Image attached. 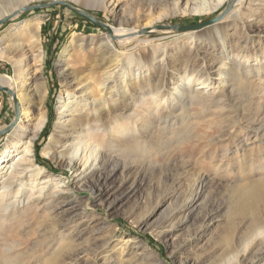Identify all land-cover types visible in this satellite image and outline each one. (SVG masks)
I'll return each instance as SVG.
<instances>
[{
    "label": "rangeland",
    "instance_id": "rangeland-1",
    "mask_svg": "<svg viewBox=\"0 0 264 264\" xmlns=\"http://www.w3.org/2000/svg\"><path fill=\"white\" fill-rule=\"evenodd\" d=\"M26 1L22 8L38 7L0 18V73L14 74L8 59L13 44L28 45L19 39L20 22L41 16L47 121L33 153L53 179L44 183V177L26 176L0 188V264H264V81L243 70L235 83L222 78L235 70L234 63L264 64V0H248L240 17L228 13L217 21L220 34L211 24L197 32L196 42L152 28L211 20L229 0L205 11L194 10L187 0L176 8L171 0L154 8L147 17L154 25L139 30L150 42L133 41L120 49L135 58L124 64L130 69L127 105H118L117 95L101 105L102 124L91 125L99 135L90 138L85 162L81 149L74 160L69 154L63 159L40 153L57 118L62 72H72L78 86L90 81L99 89L91 76L99 77L114 58L105 43L107 27H136L148 0H118L113 12L105 9L110 0ZM19 2L0 0V13ZM158 13L164 14L160 20ZM220 52L227 58H219ZM217 72L223 74L214 76ZM108 85L115 93L114 83ZM11 97L0 86L1 149L17 117ZM109 105L130 122L120 135L125 147L105 140ZM138 129L139 141L131 137ZM114 131L116 136L119 128ZM102 151L109 159L94 160ZM93 163L98 168L92 169Z\"/></svg>",
    "mask_w": 264,
    "mask_h": 264
},
{
    "label": "bare ground",
    "instance_id": "bare-ground-1",
    "mask_svg": "<svg viewBox=\"0 0 264 264\" xmlns=\"http://www.w3.org/2000/svg\"><path fill=\"white\" fill-rule=\"evenodd\" d=\"M19 1L20 2L18 4H12L13 6L10 5L11 7L6 8L3 12H1L0 18L7 14L13 15L17 13L23 7V5H25V2H27L26 0ZM166 1L168 0H148V5L146 6L148 7L147 14H143L142 16L138 17V23L136 27L115 28L111 26V28L108 30V34L106 35L107 39L105 43L108 49L113 52L114 58H109L105 62L107 65L101 71V73L99 72V77L97 75L91 76V78H93V84L98 83L99 89L91 88L92 83L90 81L81 83L78 86L75 83L76 81H78V79L76 77H72V72L65 73L61 71L63 78L62 89L60 92L61 96L56 112L57 118L52 131L47 137V141L45 142L40 151L41 155L50 156L51 158L64 159V157L69 154L70 158L74 160L78 156L77 154L79 149H81L79 153V158L83 160V162L89 159L90 154H88V149L86 150V146L90 138L99 135V131L93 130L91 128V125L92 123H94L93 125H95L96 127L98 123H101V121L103 120L104 106L101 107V105L109 101L112 102L113 95L119 96V101L117 103L118 105H122L123 107L127 105L125 94L129 86L128 78L130 74V69L124 66V64L130 65V63L134 62L135 58L133 54L121 52L120 49H123L125 46H127L133 41H138L140 43L143 42L146 44L150 42L148 38H141L143 37V34H140L139 30L154 25L152 21L147 20V17L152 14V10H154V8L160 7ZM180 1L181 0H171L172 5H174L175 8L178 7ZM225 1L226 0H187L186 5L191 4V7L194 10L205 11L212 10L224 3ZM246 2H248V0H235L232 6L233 8L229 12L228 17H240L242 14V7ZM118 5V0H110L108 1V4H106L105 9L108 12H113ZM157 15V19L159 20L162 19L164 16L163 13H158ZM40 22L41 16L39 15L20 22V30L18 34L19 39H27L28 45H24L20 42L14 43L12 46L13 48L10 52L11 55L7 54L8 59L14 66V74L7 75L0 73V86L7 88L12 94L11 98H13V100H16L17 103L16 122L10 128V130L3 135L1 139L3 141V148H0L1 189L11 187L14 184L15 180L22 179L26 176H28L29 179L44 177V183L50 182L53 179L52 175L44 167L36 164V162L34 161L33 153L34 141L35 139H37L38 134L42 131L47 121L45 110V98L47 88L45 79L41 76L43 68V50L38 39V30ZM217 23L218 22L212 24L210 28L213 29L214 33L220 34L221 31L217 28ZM207 28L208 27L206 26L200 29H192L180 32L183 34L181 38L190 39L191 41L196 42L198 39H200L199 37L201 35H197V32H200ZM152 30H164L163 33H165L170 29H158L156 27H153ZM175 33L177 34V32ZM222 37L224 38V36ZM65 51H67L66 48L64 52ZM222 53H219V58L224 57L226 59L227 57L223 56ZM1 54L5 55V52L3 51L1 52ZM30 56L32 57L29 58ZM66 60L67 58L62 61L64 62ZM113 60L115 61L114 63H112ZM113 64L116 67L120 65L121 66L117 71H115L114 69H112L114 66ZM234 64L235 70L233 72L226 71L224 73V76H222V78H226L225 82L231 80L233 81L232 83H235L234 77L238 76L239 72H241L242 70L243 73H246V77L252 75L260 82L264 81V64H262V62H259L258 64H251L249 66L243 65L242 62H237ZM221 74L223 73L217 72V74H214V76L220 77ZM108 82L114 83L113 88H116L115 93L112 92V87L108 85ZM201 83L204 84L205 81L202 80ZM219 83H223V81H219ZM228 83H226V86L228 85ZM141 87L139 86V89ZM157 91L158 90H156L155 93H157ZM261 92L260 93L264 95V89H261ZM181 97H183V94H181ZM106 109V114H108L107 116L111 117V119L109 117L111 123V130L105 140L106 142H119V146L121 148L125 147L126 140H121L120 135L121 133L125 132L127 128H129L128 125L130 122H125V117H127V115L121 112L116 113V110H113L110 105ZM87 126H89V128H87ZM115 126L119 128V133L116 136L113 134L115 132ZM131 137H136V139L139 141V139L143 137V133L140 129H138L137 133ZM72 140H76V142L75 144L71 145L70 143L72 142ZM80 140L82 142H80ZM83 146L85 147L83 148ZM70 147L72 148L71 150ZM105 153L102 151V153L99 154L98 158L94 160H108L109 158H107L108 156H105ZM96 168L98 167H96L93 163L92 169ZM58 186H63V183H58ZM201 186L202 183H198L197 195L199 194V189H201ZM128 241L129 239L125 240V242ZM120 253L122 254L123 250ZM224 262L222 264H225Z\"/></svg>",
    "mask_w": 264,
    "mask_h": 264
},
{
    "label": "water",
    "instance_id": "water-1",
    "mask_svg": "<svg viewBox=\"0 0 264 264\" xmlns=\"http://www.w3.org/2000/svg\"><path fill=\"white\" fill-rule=\"evenodd\" d=\"M234 1L235 0H229L227 5L225 6V8L221 11V13L217 17H215V18H213L211 20L198 22V23H195V24L156 25V28H158V29H170V30H173V31H175L177 33H180V32H184V31H188V30H192V29H200V28L206 27L208 25H211V24L221 20L226 14H228L230 12L232 6H233ZM35 7H38V5H32V6L24 7V8H22V10H30V9L35 8ZM74 10L79 15L87 18L88 20L92 21L93 23H95L97 25H101L103 27H106L101 22H99L96 18H94L91 14L87 13L86 11L81 10V9H77V8H74ZM2 22H3V20H0V24ZM107 29L109 30L108 27H107ZM141 32L144 33V32H147V31H141ZM1 88L4 89V90L9 91L5 87H1Z\"/></svg>",
    "mask_w": 264,
    "mask_h": 264
}]
</instances>
